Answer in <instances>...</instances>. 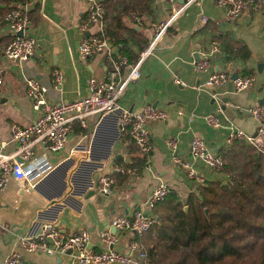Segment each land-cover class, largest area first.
Segmentation results:
<instances>
[{
	"label": "crops",
	"instance_id": "crops-1",
	"mask_svg": "<svg viewBox=\"0 0 264 264\" xmlns=\"http://www.w3.org/2000/svg\"><path fill=\"white\" fill-rule=\"evenodd\" d=\"M181 2L178 0L176 4ZM244 3L240 15L227 19L217 0H198L188 5L162 32L154 51L142 61L140 76L127 83L118 98L120 105L128 110L139 111L150 104L168 111L165 119L148 122L152 150L147 165L140 173L116 185L104 202L93 195L85 200L80 213L66 209L60 217L61 228L68 231L86 228L90 232V246L106 248L100 237L101 230L111 226L110 220L114 215H132L139 209L149 212L148 195L157 184L165 182L184 197L198 182L173 160L174 154L183 160L191 159L193 137H200L216 153L225 144L230 127L242 128L253 134L256 132V119L243 108L264 101V0L256 2L255 6L250 1ZM35 7L36 19H29L26 27V33L35 40L34 54L19 61L0 55V142L8 141L3 149L5 153L16 146L10 137L11 123L27 125L40 114L26 95V78H37L46 88L47 101L57 102L86 95L88 78L91 75L106 77L110 69V61L103 53L89 57L80 55L78 47L84 34L80 19L86 7L85 0H28L23 6L25 10ZM172 10L164 0H154L153 13L142 15L139 24L133 23L129 16L123 20L134 29L138 26L136 30L143 34L147 43L155 33V26L166 21ZM202 15L207 19L205 22L200 21ZM90 31H95V28L91 27ZM213 34H227L240 40L247 46L249 56L225 61L221 42L215 38L220 51L209 56L207 68L196 69L194 61L209 49ZM10 37L6 24H1L3 43ZM259 63L263 64L261 71ZM54 70L62 74L59 84L53 81ZM220 70L238 74L249 71V75L254 76V83L245 90H236L232 81L209 84L207 80L211 72ZM175 77L180 82H176ZM218 109L221 123L213 126L208 123L207 116ZM86 131L87 128L75 123L66 146L51 153L50 160L59 162L64 159ZM171 139L176 141L174 148L169 144ZM132 147L129 138L118 140L113 156L106 162V170L113 173L119 168L120 161L131 162L135 156ZM80 153L77 152L78 155ZM118 153L132 156L126 161L117 158ZM192 162L204 180L213 177L212 169L201 161ZM6 183V188L0 190V264L7 254L18 248L17 235L26 228L27 213L35 198L32 191H16L18 184L23 186L24 182L16 183L14 179L7 178ZM13 203L18 207L14 208ZM117 233L119 240L114 247L130 253V244L137 240L138 235L128 229ZM22 254L26 264H75L67 257L38 251H22Z\"/></svg>",
	"mask_w": 264,
	"mask_h": 264
},
{
	"label": "built area",
	"instance_id": "built-area-1",
	"mask_svg": "<svg viewBox=\"0 0 264 264\" xmlns=\"http://www.w3.org/2000/svg\"><path fill=\"white\" fill-rule=\"evenodd\" d=\"M164 1L173 9L169 18L155 26L154 35L139 51L136 61L129 63L125 56L113 57L110 44L102 36V0H85L86 7L80 19V27L84 32L78 47L80 55L89 57L103 53L110 61L106 77L91 75L88 78L86 95L72 100L49 102L45 86L35 77L26 78V95L32 107L40 114L27 125L11 123L10 137L16 144L12 151L5 153L3 149L8 141L0 142V190L6 188L7 178H12L16 183L24 182L26 185L18 184L17 192L32 191L35 198L27 213L26 228L17 235L18 248L7 254L1 264H26L22 251L67 257L75 264H149L139 240L131 242L130 253L114 247L119 240L118 231L128 229L140 236L147 230L154 221L149 213L139 209L132 215H114L110 225L116 231L103 228L100 232L106 245L102 249L90 246L88 229L68 231L61 228L60 217L66 209L80 213L90 190L98 197L108 196L113 191L115 179L106 170V162L113 156L118 140L129 137L140 152L149 153L152 150L148 122L165 119L168 111L150 104L139 111L128 110L120 105L118 98L124 86L140 76V65L154 51L162 32L188 5L198 0H182L180 5L176 4L178 0ZM217 3L224 8L227 19H235L245 7L242 0H217ZM128 16L135 24L141 21V16L135 13ZM206 20L202 15L200 21ZM4 21L11 37L2 54L19 60L31 57L36 46L34 38L26 33L28 15L19 7H11L6 12ZM91 27L95 31H90ZM219 51V43L213 40L204 55L194 61L195 68H207L209 56ZM231 73L228 70L213 71L207 82L219 85L232 81L236 90H245L254 83L252 75L238 74L232 78ZM61 77V72L54 70L53 81L59 84ZM175 81L180 82V79L175 77ZM243 110L256 119V132L253 134L242 128L230 127L225 144H230L235 139H244L264 153V102ZM219 111L218 109L216 113L207 116L209 124L220 125ZM177 112L180 113L179 110ZM75 123L87 128L86 133L76 140L64 159L52 162L50 154L66 146ZM169 144L176 147L174 139ZM190 145V160H183L177 154L173 155V160L187 171L189 177L202 181L203 177L193 166L192 160H199L213 170L219 168L222 159L200 137H193ZM77 152H81L80 155ZM168 191L167 183L157 184L148 195L149 206L164 197ZM13 202H16L15 199ZM13 207L17 208L18 205L13 203Z\"/></svg>",
	"mask_w": 264,
	"mask_h": 264
},
{
	"label": "trees",
	"instance_id": "trees-1",
	"mask_svg": "<svg viewBox=\"0 0 264 264\" xmlns=\"http://www.w3.org/2000/svg\"><path fill=\"white\" fill-rule=\"evenodd\" d=\"M27 1L0 0V25L11 7H19L29 19H36V7L23 8ZM242 1L255 6L260 0ZM153 3L102 0V36L111 50L115 47L113 57L136 61L146 38L123 18L131 13L151 15ZM211 38L220 40L227 62L249 56L247 46L231 35L213 34ZM6 44L0 38V55ZM131 150L135 153L131 162L120 161L117 171L111 173L115 186L140 173L148 163L151 151L142 153L134 143ZM216 153L222 163L212 170V178L195 183L184 197L169 187L164 197L150 205L147 213L154 221L136 238L149 264H264V153L244 139L224 144Z\"/></svg>",
	"mask_w": 264,
	"mask_h": 264
},
{
	"label": "water",
	"instance_id": "water-1",
	"mask_svg": "<svg viewBox=\"0 0 264 264\" xmlns=\"http://www.w3.org/2000/svg\"><path fill=\"white\" fill-rule=\"evenodd\" d=\"M134 27H135L136 29L138 28V26H134ZM15 60H16V61H19L18 58H15ZM262 66H263L262 63H259V64H258V69H259L260 71H261ZM237 75H238L237 72H232V73H231V77H232V78L237 77ZM263 102H264V101L262 100L261 103H263ZM212 151H213V149H212ZM129 156H132V155H131V154L123 155V154H121V153H118V154L116 155L117 158H123V159H125L126 161L129 160ZM93 195H95V194H94V191H93V190H90V191L86 194V198H88L89 196H93ZM106 197H107V196H102V197H100V198H101V201L104 202V201L106 200ZM205 211H207V210L205 209ZM109 228H110L111 232H115V227H114V226L111 225Z\"/></svg>",
	"mask_w": 264,
	"mask_h": 264
},
{
	"label": "rangeland",
	"instance_id": "rangeland-1",
	"mask_svg": "<svg viewBox=\"0 0 264 264\" xmlns=\"http://www.w3.org/2000/svg\"><path fill=\"white\" fill-rule=\"evenodd\" d=\"M26 60V59H25Z\"/></svg>",
	"mask_w": 264,
	"mask_h": 264
}]
</instances>
